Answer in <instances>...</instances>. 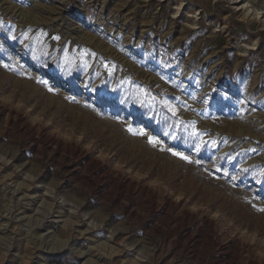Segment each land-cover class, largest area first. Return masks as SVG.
Segmentation results:
<instances>
[{
	"label": "rangeland",
	"instance_id": "374dc122",
	"mask_svg": "<svg viewBox=\"0 0 264 264\" xmlns=\"http://www.w3.org/2000/svg\"><path fill=\"white\" fill-rule=\"evenodd\" d=\"M0 21V264H264V0H0Z\"/></svg>",
	"mask_w": 264,
	"mask_h": 264
},
{
	"label": "snow or ice",
	"instance_id": "6c2138e0",
	"mask_svg": "<svg viewBox=\"0 0 264 264\" xmlns=\"http://www.w3.org/2000/svg\"><path fill=\"white\" fill-rule=\"evenodd\" d=\"M0 26H2V21H0ZM43 35H45V34L41 33V36H43ZM13 38H15V37H13ZM25 39H28L27 34L25 35ZM51 39L54 40V41H59L60 37L59 36H52ZM81 55L84 56V55H87V53H82ZM5 67H8V66L5 65ZM9 70H13V69H9ZM20 75L25 76L28 79H32L33 78L30 74L24 73V72L20 73ZM37 83H40V84L44 85L45 87H47V90L49 92H54L55 91L51 86L48 85V81H46V80L37 78ZM141 91H143V90L141 89ZM145 94H147V93H145ZM152 99L155 100V97H153ZM176 99L179 100V98H176ZM193 99H194V97H193ZM161 103H162V107L167 109V111L169 113H171V116L173 118H175L173 120V123L171 125H169V127L170 128L175 127L177 129L183 128V130L186 131V132H188V129L191 128V131L188 132V136L190 137V139L192 141H196L194 143V148H195V150L197 152H199L201 147L204 144L207 143L206 141H204L202 139L204 135H207V133L198 132L196 130V125H195L194 121L185 122L184 120L180 119L179 116H178L177 105L170 103L166 99L163 100ZM180 104H183V102L181 101ZM183 106L185 107V110L188 109V105H183ZM126 130L133 136L146 137L148 144H150L152 147H159L160 151H168L169 153H171L172 156H175V157L179 158L180 160H183V161H185L187 163H193V162H195L196 164H200L201 163L199 160L193 161L189 156H187V155H185V154H183L181 152L174 151L172 148H167L166 149L163 146V143H162V141L160 139L156 138L153 135L148 134L143 128H140V129L137 130V129L132 128L131 126H128ZM164 135L167 136V135H170V133L169 132H165ZM171 138L173 140H175L177 137H176V135L174 133H172L171 134ZM211 143L213 145H215L216 141L213 140V141H211ZM252 151H255V149H252ZM243 171H248V170L247 169H243ZM216 172L217 173L221 172V168L217 167L216 168ZM262 174H264V173H262ZM223 176L224 177H228L229 173L227 171H224L223 172ZM216 178L219 179L220 177H216ZM231 179L235 180L236 177L233 176V177H231ZM253 207H255V205H253ZM258 210L261 211V212H264V208H260Z\"/></svg>",
	"mask_w": 264,
	"mask_h": 264
}]
</instances>
